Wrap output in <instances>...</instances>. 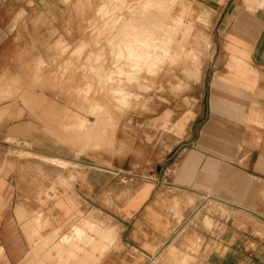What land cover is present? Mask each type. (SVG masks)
Here are the masks:
<instances>
[{"label":"crops","instance_id":"obj_1","mask_svg":"<svg viewBox=\"0 0 264 264\" xmlns=\"http://www.w3.org/2000/svg\"><path fill=\"white\" fill-rule=\"evenodd\" d=\"M54 1L0 0V60L16 33L39 27L40 17L54 21ZM208 5L212 58L195 101L165 108L175 131L163 170L130 174L105 209L107 173L80 170L72 181L69 165L33 156L22 169L6 157L35 150L0 102V264H183L179 252L191 257L186 264L264 263L255 233L264 222V0ZM104 210L116 237L106 251L102 237L89 250L87 233Z\"/></svg>","mask_w":264,"mask_h":264},{"label":"rangeland","instance_id":"obj_2","mask_svg":"<svg viewBox=\"0 0 264 264\" xmlns=\"http://www.w3.org/2000/svg\"><path fill=\"white\" fill-rule=\"evenodd\" d=\"M54 3V21L40 17L39 27L16 33L0 60V102L35 150H8L6 157L22 161V169L33 156L40 164L69 165L72 181L80 170L107 173L114 179L112 188L104 183L105 209L130 174L145 179L163 170L175 131V113L170 118L165 108L173 103L178 110L176 101H195L200 92L213 52L212 16L208 0ZM214 211L226 213L217 204ZM107 214L89 228V250L102 237L106 251L116 237ZM260 226L254 231L264 240ZM178 254L183 264L191 259Z\"/></svg>","mask_w":264,"mask_h":264}]
</instances>
